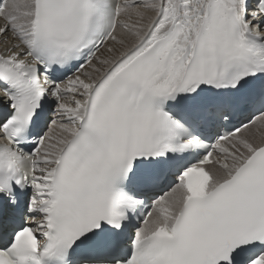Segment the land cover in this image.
I'll list each match as a JSON object with an SVG mask.
<instances>
[{
  "label": "snow or ice",
  "instance_id": "obj_1",
  "mask_svg": "<svg viewBox=\"0 0 264 264\" xmlns=\"http://www.w3.org/2000/svg\"><path fill=\"white\" fill-rule=\"evenodd\" d=\"M0 264H264V0H0Z\"/></svg>",
  "mask_w": 264,
  "mask_h": 264
}]
</instances>
